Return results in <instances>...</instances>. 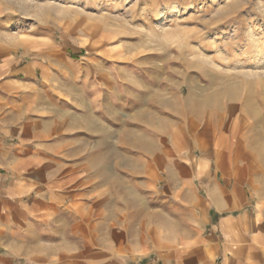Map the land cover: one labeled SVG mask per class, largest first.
Masks as SVG:
<instances>
[{
	"label": "crops",
	"instance_id": "crops-1",
	"mask_svg": "<svg viewBox=\"0 0 264 264\" xmlns=\"http://www.w3.org/2000/svg\"><path fill=\"white\" fill-rule=\"evenodd\" d=\"M40 2L0 0V264H264V143L194 155L178 84L74 58Z\"/></svg>",
	"mask_w": 264,
	"mask_h": 264
},
{
	"label": "rangeland",
	"instance_id": "rangeland-1",
	"mask_svg": "<svg viewBox=\"0 0 264 264\" xmlns=\"http://www.w3.org/2000/svg\"><path fill=\"white\" fill-rule=\"evenodd\" d=\"M39 8L50 14L40 23L81 49L74 58L94 61L113 48L116 60L143 61L145 78L162 73L178 84L206 132L194 155L216 135L224 145L264 143V0H41ZM237 73L255 81L224 77Z\"/></svg>",
	"mask_w": 264,
	"mask_h": 264
},
{
	"label": "bare ground",
	"instance_id": "bare-ground-1",
	"mask_svg": "<svg viewBox=\"0 0 264 264\" xmlns=\"http://www.w3.org/2000/svg\"><path fill=\"white\" fill-rule=\"evenodd\" d=\"M171 11V10H170ZM202 64V63H201ZM201 69H202V67L203 66H199ZM204 71V70H203ZM209 71H211V70H206L205 71V74H208L209 76H210V78L211 79H214V78H217L218 77V75L216 74V73H214L213 75L211 74V72H209ZM243 73V72H242ZM255 73V72H254ZM250 74V73H249ZM261 74V73H260ZM259 74V75H260ZM240 75H242L241 73H240ZM238 73L237 74H235V75H225L224 77H225V79L226 80H236V81H238L239 83H249V82H251V81H255V79L253 80V79H248V78H246L245 76L244 77H242V76H240ZM255 76V75H254ZM263 76V75H262ZM223 77V78H224ZM252 77H253V74H252ZM254 78V77H253ZM262 78V77H261ZM225 79H224V81H225ZM261 80V79H260ZM229 82V81H228ZM232 82V81H231ZM226 83V82H225ZM226 87V86H225ZM224 87V88H225ZM230 87V86H229ZM217 88V87H216ZM228 88V87H227ZM232 88V87H231ZM214 90H216V89H214ZM231 91H233V89H231ZM210 92V91H209ZM196 104V103H195ZM193 108H194V106H193Z\"/></svg>",
	"mask_w": 264,
	"mask_h": 264
}]
</instances>
